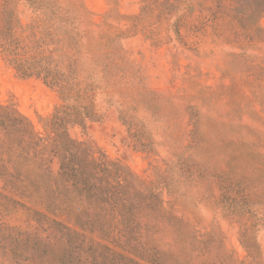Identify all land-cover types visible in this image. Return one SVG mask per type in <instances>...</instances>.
<instances>
[{
  "label": "rangeland",
  "instance_id": "obj_1",
  "mask_svg": "<svg viewBox=\"0 0 264 264\" xmlns=\"http://www.w3.org/2000/svg\"><path fill=\"white\" fill-rule=\"evenodd\" d=\"M146 1L0 0L19 36L55 27L56 57L74 31L99 49L114 40L123 60L113 77L82 60L102 118L68 134L127 167L135 196L155 190L166 212L131 208L121 220L58 181L57 159L42 177L0 155V264H264V0L256 13L252 0L164 3L152 38L129 32ZM62 104L57 88L20 76L0 51L2 108L45 136L43 120Z\"/></svg>",
  "mask_w": 264,
  "mask_h": 264
},
{
  "label": "trees",
  "instance_id": "obj_2",
  "mask_svg": "<svg viewBox=\"0 0 264 264\" xmlns=\"http://www.w3.org/2000/svg\"><path fill=\"white\" fill-rule=\"evenodd\" d=\"M173 1L144 2L141 13L132 17L129 32H143L148 37L151 36V22L162 17L159 12L164 3L170 4ZM252 2V5L249 4L250 11L256 13L263 1ZM44 23L40 22L37 30L32 26L26 28L27 35L19 36L15 20H8L0 12V51L6 56L9 64L20 76L41 78L46 84L57 88L63 102L51 117L43 120L45 136L35 131L27 118L0 106V155H6L10 160H18L42 177L51 173L47 166L49 159H57L58 181L106 205L121 220L131 217V208L146 210L157 218H166L159 193L151 189L136 197L133 185L139 179L135 174L127 167L109 161L91 145L78 142L68 134L69 126L78 125L85 128L87 121L102 118L90 95L93 85L81 83V74L88 69L91 71L90 67L82 64V60L101 68L106 76L113 77L119 61L123 60L120 51L111 45L114 40L104 38L105 44H101L102 48L99 49L98 45L90 42L92 35L79 36L74 31L65 34L63 40H60L61 56L56 57L55 51L48 48L56 41L53 34L55 27L46 29ZM244 25L249 31L255 30L252 23L244 22L242 27ZM101 40L103 41L102 38ZM154 40L160 41L158 38ZM85 41L87 43L83 45L82 42ZM71 51L78 53V56L81 51H85L90 57H76L75 54L71 55ZM182 169L189 173L186 164L183 163ZM235 216L241 217V214L236 213ZM248 249L253 255L258 253L255 243L251 242Z\"/></svg>",
  "mask_w": 264,
  "mask_h": 264
}]
</instances>
